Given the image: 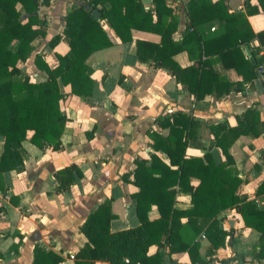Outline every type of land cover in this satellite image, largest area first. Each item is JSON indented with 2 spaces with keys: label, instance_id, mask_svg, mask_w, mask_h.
Here are the masks:
<instances>
[{
  "label": "crops",
  "instance_id": "0c3cea01",
  "mask_svg": "<svg viewBox=\"0 0 264 264\" xmlns=\"http://www.w3.org/2000/svg\"><path fill=\"white\" fill-rule=\"evenodd\" d=\"M140 1L144 9L154 8L152 0ZM164 1L171 11L165 23L174 25L170 41L177 45L183 43L186 48L175 53L169 50L164 58H171L181 69L199 62L203 70L212 74L207 73L201 89H198L200 80L197 77L184 74L181 79H189L190 90L166 67L156 65L152 50H145V61L137 56V41L157 46L161 43V35L132 29V41L123 43L107 21L100 19L96 9L98 20L112 44L93 52L85 61L86 73L92 81L89 97L74 95L69 85L61 87L63 97L59 100V109L66 123L57 149H52V143H44L39 148L29 141L10 145L11 149L20 151L22 165L0 174V264H33L35 248L58 256L61 259L58 264H108L104 260L79 257L87 245L79 228L101 205L108 206L112 215L111 233L140 225L135 198L140 191L134 176L137 166L150 168L152 160L156 159L170 170L177 169L165 150L152 146L151 135L165 139L169 134L168 128L161 127L163 119L171 123L173 114L179 113L195 123L182 133V138L186 139L184 158L207 155L216 164L223 163L225 158L215 145L211 126L235 127L236 118L249 108L255 109L259 120L264 122V89L260 77L245 82L235 69L242 57L252 65L264 59V43L257 38L264 30V13L258 1L224 0L227 12L242 14L256 36L239 45L233 56H227L228 65L217 53L236 39L223 36L225 22L214 19L195 31L196 36L208 43L204 53L203 49H197L193 38L187 36L193 30L188 21L190 0ZM84 3L83 0H48L47 4L39 1L38 20L44 23L40 28L45 35L32 42V53L26 61L17 63L20 75L12 77V81L25 76L33 83L46 79L45 73L35 65V57L54 68L57 65L55 56L69 53L68 39L63 35L64 18ZM18 10L23 13L19 6ZM240 27L239 22L233 25L237 32ZM57 35L60 40L50 47L49 41ZM18 45L19 41L15 40L8 49L15 52ZM215 76L221 80L217 82ZM3 144L4 139L0 137V156ZM228 153L233 165L224 170L239 180L234 195L245 196L258 208H264V194L256 195L264 182V131L260 128L256 138L238 137ZM71 165L79 169L81 177L76 178L67 192L56 193L54 174ZM153 169L158 170L154 178H159L161 166ZM197 184L198 180L191 178L181 190L173 185L175 208H190V191ZM147 218L150 221L159 218L156 205H151ZM216 220L228 235L224 245L214 250L204 235L209 221L202 222L203 231L194 235L185 225L186 218L180 219L184 226L182 233L186 235L184 241L199 244L194 258L203 264H264V258H256L261 244L259 233L244 226L236 209L221 211ZM161 244L151 245L147 255L163 253L162 264H192L186 250L169 253L165 235ZM208 251L214 254L209 257Z\"/></svg>",
  "mask_w": 264,
  "mask_h": 264
},
{
  "label": "trees",
  "instance_id": "16d2710c",
  "mask_svg": "<svg viewBox=\"0 0 264 264\" xmlns=\"http://www.w3.org/2000/svg\"><path fill=\"white\" fill-rule=\"evenodd\" d=\"M39 1L43 4L48 3V0H0V137L4 139L0 156V174L8 173L22 165L20 151L10 148L12 142L20 144L29 141L39 148L44 143H52V149H57L66 123V117L59 109V100L63 97L62 86L69 85L71 92L80 98L90 96L92 81L86 73L88 71L85 61L93 52L106 49L112 44L100 21L92 16L96 9L100 12V19L107 21L123 43L132 41L130 34L132 29L161 35V43L157 46L137 41V56L145 61V50H152L155 53L156 65L166 67L190 90L192 85L189 79H181L184 74H190V78L197 77L200 80L197 84L198 89H201L205 76L212 74L203 70L199 62L190 68L181 69L171 58H164L169 50L175 53L186 49L185 44L177 45L170 41L174 25L169 26L165 23L171 11L164 0H152L154 4L152 10L144 9L140 0H83L84 5L76 8L75 12H68L64 18L63 35L68 39L69 53L57 54L55 56L57 65L54 68H50L42 58L35 57L36 67L46 75L42 82H30L26 76L19 81H12V77L20 75L17 63L26 61L32 53V42L45 35L44 30L40 28L44 23L38 20ZM257 1L264 13V0ZM18 6L23 13L18 10ZM214 19L225 22L223 36L236 38L233 44L217 51L223 63L228 65L227 56H233L239 45L251 41L256 36L242 14L232 15L227 12L224 0H216L213 3L209 0H190L188 21L193 30L187 36L193 38L197 49H203L204 53L207 52L208 43L196 36L195 31L202 24ZM238 22L241 24L239 32L233 28ZM257 38L260 43H264V30ZM15 40L19 41V45L15 52H11L8 48ZM59 40L60 36H54L49 41V46H55ZM259 66L263 67L261 76L258 73ZM235 69L245 82L256 76L261 77L264 89V59L252 65L242 57L240 63L235 65ZM214 78L217 82L221 80L216 76ZM236 121L235 127L224 124L210 127L215 145L225 158L223 163L216 164L207 155L204 158H184L186 139L182 138V133L195 126V123L179 113L173 114L171 123L168 119H163L161 127L168 128L169 134L165 139L151 135L152 146L165 150L170 162L176 163L177 169L170 170L156 159L152 160L150 168L139 164L134 176L135 183L140 187L135 197L140 225L111 233L112 215L109 207L99 206L79 228L80 233L87 239V245L78 254L79 257L104 260L108 264H162L163 253L148 256L147 251L151 245H162V237L165 235L169 253L186 250L192 264H203L197 257L194 258L199 244L184 241L186 235L182 233L184 226L181 225L180 219L186 218L185 225L194 235L203 231L202 222L209 221L208 224L205 223L204 235L216 250L224 245L225 237L228 235L219 228L216 217L221 211L234 208L240 214L244 226L259 233L261 244L256 258L263 259L264 208H258L245 196H235L234 190L239 180L224 168L233 165L228 153L230 145L240 136L258 137L260 128L264 131V122L259 120L258 113L253 108L247 109L236 118ZM153 164H158L154 166L162 168L159 170V178L153 176L158 171L153 169ZM80 177V171L74 165L56 172L54 174L57 182L56 193L67 192L76 178ZM191 178L197 179L198 184L190 191V208L177 209L174 207L175 192L171 189L173 185L178 186L179 190L183 189ZM259 194H264V182L258 187L256 195ZM155 195L159 198L154 197ZM151 205H156L159 212V218L152 221L147 218ZM213 254V251H208L207 255L210 257ZM60 260L52 252L34 249L33 264H58Z\"/></svg>",
  "mask_w": 264,
  "mask_h": 264
},
{
  "label": "water",
  "instance_id": "95a60500",
  "mask_svg": "<svg viewBox=\"0 0 264 264\" xmlns=\"http://www.w3.org/2000/svg\"><path fill=\"white\" fill-rule=\"evenodd\" d=\"M92 16H93V18L98 19L99 18V12L97 10H94L92 12ZM250 61H251V63H253L252 58H250Z\"/></svg>",
  "mask_w": 264,
  "mask_h": 264
},
{
  "label": "built area",
  "instance_id": "2783aa9c",
  "mask_svg": "<svg viewBox=\"0 0 264 264\" xmlns=\"http://www.w3.org/2000/svg\"><path fill=\"white\" fill-rule=\"evenodd\" d=\"M262 71H263V67L262 66H259L258 67L259 76H261L260 74L262 73ZM260 79H261V77H260ZM125 261L127 262V260H125Z\"/></svg>",
  "mask_w": 264,
  "mask_h": 264
}]
</instances>
